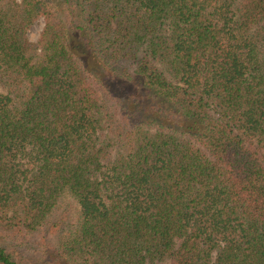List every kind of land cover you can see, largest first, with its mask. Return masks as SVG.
Listing matches in <instances>:
<instances>
[{"label": "trees", "instance_id": "16d2710c", "mask_svg": "<svg viewBox=\"0 0 264 264\" xmlns=\"http://www.w3.org/2000/svg\"><path fill=\"white\" fill-rule=\"evenodd\" d=\"M0 87V264H264V0H0Z\"/></svg>", "mask_w": 264, "mask_h": 264}, {"label": "rangeland", "instance_id": "374dc122", "mask_svg": "<svg viewBox=\"0 0 264 264\" xmlns=\"http://www.w3.org/2000/svg\"><path fill=\"white\" fill-rule=\"evenodd\" d=\"M18 2L20 0H17ZM45 26V20L44 17H38L33 24L29 27L28 31H27V36L29 38V40L32 43H37V41L39 40V37L44 29ZM0 92H2V89L0 87ZM30 252V251H28Z\"/></svg>", "mask_w": 264, "mask_h": 264}]
</instances>
